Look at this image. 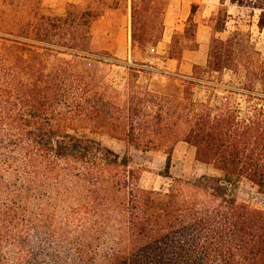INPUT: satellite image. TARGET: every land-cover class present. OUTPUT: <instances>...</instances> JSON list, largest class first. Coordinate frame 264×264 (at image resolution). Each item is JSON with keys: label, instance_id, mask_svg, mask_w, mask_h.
<instances>
[{"label": "trees", "instance_id": "obj_1", "mask_svg": "<svg viewBox=\"0 0 264 264\" xmlns=\"http://www.w3.org/2000/svg\"><path fill=\"white\" fill-rule=\"evenodd\" d=\"M133 2L130 48L151 55L159 36L136 31ZM255 3L260 30L264 4ZM81 4L60 17L0 19V264H264V210L231 194L241 177L264 190V124L194 102L191 80L160 95L129 67L123 91L102 86L75 58L86 55L88 28L106 5ZM230 39L208 46V71L232 67ZM249 54L246 70L261 83L264 60ZM80 127L142 151L179 138L221 176L174 179L167 156L169 187L143 189L126 155Z\"/></svg>", "mask_w": 264, "mask_h": 264}, {"label": "rangeland", "instance_id": "obj_2", "mask_svg": "<svg viewBox=\"0 0 264 264\" xmlns=\"http://www.w3.org/2000/svg\"><path fill=\"white\" fill-rule=\"evenodd\" d=\"M80 1V8L89 2L0 0V19L26 22L33 20L35 14L60 17L70 4ZM102 1L106 6L97 10V16L88 28L86 55L75 58L95 74L102 86L116 92L123 91L133 74L129 67L142 71L138 74V85L160 95H177L182 84L191 80L190 99L194 102L213 110L217 108L222 113L229 108L237 120L249 119L264 124V80L260 83L246 70L250 52L256 53L254 63L264 60V27L259 30L256 26L259 10L251 7L254 0H238L248 6H238L232 0H206L204 4H196L192 6L193 16L183 26L170 31L167 37L164 32L168 21L174 14L178 17L184 15V9L177 6V1L134 0L136 31L159 36L157 44L150 48L151 55L144 52L148 47L133 51L130 48L131 0ZM260 2L264 4V0H256L255 4ZM227 37L231 38L227 49L235 53L232 67L218 73L208 71L204 62L207 47L213 40L225 42ZM201 42L206 46L203 56L190 53ZM65 58L74 60L68 55ZM236 61L239 67L235 65ZM193 62H199L200 66H193ZM78 132L120 156L126 155L131 160V168L139 171V185L143 189L166 190L169 187L171 181L163 172L167 156L170 158L168 173L174 179L193 181L202 175L221 176L212 165L197 161L195 148L179 138H171L168 143L158 142L153 148L142 151L126 139L111 136L103 130L80 127ZM231 189L238 204L264 210V190L246 178L238 179Z\"/></svg>", "mask_w": 264, "mask_h": 264}, {"label": "crops", "instance_id": "obj_3", "mask_svg": "<svg viewBox=\"0 0 264 264\" xmlns=\"http://www.w3.org/2000/svg\"><path fill=\"white\" fill-rule=\"evenodd\" d=\"M70 1H75V0H70ZM177 1V6H181L184 9V15L182 16H177L174 14V16L172 17V19H170L168 21V28L166 27V34L164 32V37L166 35H169L170 31H173L174 29H176L179 26H183L184 23L193 16V11H192V6L194 5H199L201 3H206V0H176ZM217 2H219V0H216ZM195 34V32H194ZM197 35V33H196ZM203 43V42H201ZM198 44L197 47L195 49L190 50V53L197 55V53H200L203 56L204 53V48H206V46L203 44ZM208 48V47H207ZM191 54V55H192ZM206 56H207V51H206ZM204 62L206 63V58L204 60ZM193 66H200L199 62H193Z\"/></svg>", "mask_w": 264, "mask_h": 264}]
</instances>
